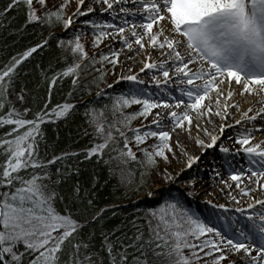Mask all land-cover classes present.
Here are the masks:
<instances>
[{"label": "snow or ice", "instance_id": "obj_1", "mask_svg": "<svg viewBox=\"0 0 264 264\" xmlns=\"http://www.w3.org/2000/svg\"><path fill=\"white\" fill-rule=\"evenodd\" d=\"M73 2L75 10L69 13ZM93 4L120 23L92 19L99 15ZM21 5L24 27L59 26L61 32H49L0 69V128H8L0 136V264H264V139L256 138L257 133L264 135V0H11L0 17ZM85 31L91 32L94 49H100L106 39L130 50L134 43L139 49H151L159 59L153 60L149 53L138 73L121 75L92 96L90 89L99 87L108 75L105 64L115 69L120 53L108 45L107 52L90 55L81 39ZM53 39L66 66L51 78L42 70L48 98L33 112L24 107L26 87L15 93L19 69ZM149 72L155 91L139 78ZM89 76L92 79L83 83ZM65 78L73 89L69 97L80 90L89 98L77 104H53L52 89ZM123 81L130 86L109 95L113 120L107 121L103 117L108 105L101 109L89 105ZM12 93L21 108L9 98ZM80 107L93 129L84 132L93 137L90 146L42 157L40 142H45V150L49 147L42 126L66 120ZM137 119L142 123L133 127ZM181 135L201 154L190 152ZM210 149L231 157L221 158L211 172L219 181L217 193L237 206L213 207L239 216H218L222 224L217 226L170 196L129 222L131 236L123 227L102 232L101 247L95 250V234L85 236L83 230L103 220L111 209H100L91 220L84 219L88 209L95 207L96 184L92 189L80 183L67 191L62 188L73 174L79 175V164L95 159L117 176L121 186L135 184L134 191L156 172L170 184L182 182V196H195L198 173L188 172ZM114 161L119 162L115 169ZM173 161L183 167L176 171ZM132 163L142 169L138 184ZM225 164L227 180L221 172ZM146 195L155 199L159 194L149 190ZM244 197L251 200L246 207L240 206Z\"/></svg>", "mask_w": 264, "mask_h": 264}, {"label": "trees", "instance_id": "obj_2", "mask_svg": "<svg viewBox=\"0 0 264 264\" xmlns=\"http://www.w3.org/2000/svg\"><path fill=\"white\" fill-rule=\"evenodd\" d=\"M10 2L11 0H0V12H2ZM25 19L23 5L20 6L18 11L13 10L0 17V69H2L13 56L40 43L48 36L49 32L53 30V28L41 29L36 25L24 27ZM41 32L43 35H41ZM68 62L71 63L70 57ZM50 66L51 70H49ZM65 66L61 52L57 48L56 39L51 41L49 47L38 50L37 53H34L32 57L25 61L19 69L20 74L17 77L15 85V93H19L21 87H26L28 95L25 97L26 104L24 107L31 108L33 112L42 108L44 102L48 98L49 91L48 82L42 75V70L51 78L55 72L62 70ZM93 87L90 89L91 93ZM72 91L70 79L65 78L63 80H58L55 87L52 89V103L56 104L67 101L77 104L82 99L86 98L80 90H77L72 97H69V93ZM15 93L10 94L9 98L17 108H21L20 102L16 100ZM91 105L92 104H90L89 107ZM94 105L96 104H93V106ZM6 110L7 109H5V111ZM83 113L84 108L80 107L66 120L42 126V131L49 146L47 150H45V142H40L42 157L47 154V157L50 158L52 155H59L64 151H82L90 146L93 142V137L92 135L85 136L84 132L87 130L89 133H92L93 129L85 122ZM28 118H31V116ZM6 131H8L7 127L0 128V136H3ZM105 158H107V156ZM80 159L83 160V157L81 156ZM114 162L112 165L113 169L116 167ZM78 167L80 168L79 175L73 174L72 177L62 185V188L67 191L76 183H80L82 188L92 189L93 183L96 184L95 207L88 209L84 219L91 220L100 209H111V211L105 214L103 220L91 223L83 230L85 236L93 233L95 234V239L92 241L95 245V250L98 251L101 247L103 240L101 235L102 232L117 227H123V230L127 231L128 235L131 236L132 230L129 222L137 217H142L149 208H153L154 205L152 201L133 202V198L135 195L139 194L140 189L139 191H134L135 184L132 188L121 186L118 183L117 176L112 175L109 172V168L103 163H96L95 159L90 162L86 161L81 163ZM130 167L137 173L135 181L136 184H138L140 181L139 172L142 170L141 166L132 163ZM145 179H147V176ZM172 197H176V199L180 200L182 203L184 202L183 205L192 210L189 204L190 198L182 196L180 190L175 189L172 193ZM168 199H170V195H165L161 203H164V201ZM120 234L121 233H117V235Z\"/></svg>", "mask_w": 264, "mask_h": 264}, {"label": "rangeland", "instance_id": "obj_3", "mask_svg": "<svg viewBox=\"0 0 264 264\" xmlns=\"http://www.w3.org/2000/svg\"><path fill=\"white\" fill-rule=\"evenodd\" d=\"M75 7H76L75 2H73L68 8V12L71 13L72 11H74ZM117 11H118V9H117ZM97 12L99 13V15L98 16H93L92 19H103V15L100 12V9ZM110 19L114 23H117V24L120 23V20L118 18L113 20L111 15H110ZM51 32L60 33L61 32V28L59 26H57V27L53 28V30ZM70 35H71V33H69L68 36H64L63 38L64 39H68ZM81 39L85 43L86 48L89 50V54L90 55L93 52H96V51H99V50H104L105 52H107L108 51L107 46L108 45H113L112 44L113 40H107L106 39L104 41V43H102L100 45V49L92 48L91 47V42L93 40V36H92L91 32H88V31H85V35H83L81 37ZM134 45L135 44L133 43V46ZM142 53L148 54V49L147 50H145V49H137L136 52L134 51L131 54V56L133 58V62H135L137 59H140L138 55L142 54ZM119 61H120V63H118L116 65L115 69H113L110 64H105L104 67L107 69L108 75L105 77V82L100 83L99 87H95V86L93 87V91L91 93L92 96H95L96 93H98L101 89H106V84H113L116 80H118V78L121 75H128V74H130L133 71V70L129 71L130 69L124 68L122 66V64H121L122 62L120 60V57H119ZM141 66H142V61H139L138 62V68L141 67ZM97 67H100V65H97ZM88 70L90 71V69H88ZM113 71L115 72V75L112 74ZM93 75H96V74L93 73ZM151 75H152V73L150 74V77H151ZM91 79H92V77L89 76L88 80L83 81V83H87ZM140 79H144V78L140 77ZM129 86H130V84L127 81H123V82H121L119 84H115L114 85V90L113 89H107L106 90V94L102 98L97 97L99 102L95 103L96 105H94V106L92 104L90 107H95L97 109H101V108L104 107V105H108L109 107L104 109V117L103 118H106L107 121H112L113 120V116H112L111 111H110L111 100L109 99V95H113L114 96L115 94L119 93L121 90L126 91ZM141 87H143V86H141ZM149 89L152 90V91H155V90H153L151 88H149ZM86 98H89V97H86ZM69 103H73V102H69ZM135 108H136V106H133V109H131V110H135ZM147 122H150V121H145L144 123H147ZM141 123H142V121L140 119H137V120L133 121V125L132 126L133 127H137V126H140ZM182 136L183 135H181V137H179L180 140L182 141V143H183L184 140L187 142V139H184V136L183 137ZM176 138L177 137L174 135L173 136V140H175ZM152 142H153L152 140L149 141V143H152ZM186 145H189V146H192V147L194 146V144L192 142H189ZM199 150L200 149L197 148L194 152L198 153ZM211 151H216L218 154H220L218 149H212ZM208 154L209 153H205L204 155L208 156ZM137 155L138 156L140 155L139 152L137 153ZM221 155H223V154H221ZM224 159H231V157H225V155H224ZM206 160L208 161V163L205 164L203 162V163L200 164V167L193 166V168L191 170H189L188 175H197V173H198V179H199V174L201 172H204L205 169H207V170H209V172H208L209 174L206 175V176H203L204 182H209L211 179H214L213 176H212V172H211L212 167H214L213 158L211 156H208V158ZM114 163L116 165L119 162L115 161ZM221 163H222V159L220 158V164ZM172 167L176 171H179L180 168L183 167V165L182 164H177L175 161H173ZM226 169H227V165L225 164L224 168L221 169V172L226 171ZM185 179H187V176H185ZM227 179H228V176H227V178H225V180H227ZM145 180H146V184L143 187L140 188L139 194L135 195V197L133 198L134 199L133 202L139 203V201H145V202H151L152 201V204L154 205L153 208H156L157 205H158L157 201H159V203H161L162 202V198L165 195L172 196V193L174 192L175 189L180 190V191L183 190V183L182 182H179L177 184H170L167 181L160 180L158 178L156 172H153L152 176L151 177H147V179H145ZM201 184H198L196 186L195 191H196V193H198L197 195H195V196H187L188 198H190V203L189 204L191 206V209H192L191 211L192 212H195L198 215H201L202 218H211L212 222L215 223L217 226H220L222 224V221L217 219L218 216H224V215H227V216H233V215L239 216L240 215L239 213H236L235 211H231L229 213H224L223 210L213 207L214 204L222 203L221 201H218V200L217 201H212V204L207 203V201L211 199V198H209V196H213V195H209L208 194L209 192H207V193L203 192L202 191L203 187H200ZM149 190H154L159 195L155 199L150 198V197H148L146 195V192L149 191ZM189 191H192V189H189ZM211 200H213V199H211ZM228 207L232 208V209L235 208L232 205H228ZM230 259L235 260L236 257L232 256V257H230ZM224 264H228V261H225Z\"/></svg>", "mask_w": 264, "mask_h": 264}, {"label": "bare ground", "instance_id": "obj_4", "mask_svg": "<svg viewBox=\"0 0 264 264\" xmlns=\"http://www.w3.org/2000/svg\"><path fill=\"white\" fill-rule=\"evenodd\" d=\"M93 7H95L97 11L100 9V6L99 5H96V4H93ZM102 15H103V19L104 20H106V19L107 20H111L109 13H102ZM112 44H113V45H111L112 48H114L116 51H118L120 53V56L119 57H120V60L122 62L121 63L122 66L124 68L133 70L130 74L138 73L139 72V69L141 67H143V64L145 63V57L149 53H151L153 60L159 59V56H158L157 53L152 52L151 49H148V54H146V53L145 54L144 53L139 54L138 56H139L140 59H137L135 62H133V58H132L131 54L134 51L136 52V50L139 49V46L134 45L133 46V49L130 50V49L124 47L122 44L115 42L114 40H113V43ZM139 61H142V66L138 68V62ZM130 74H128V75H130ZM150 74H151V72H149L147 75H145L144 73H140L139 78L140 77H143L144 80L148 81V85L147 86L149 88L153 89L152 88V85H151V81H150ZM176 94L179 95V93H176ZM251 99L252 98L249 97V100H251ZM247 106H248L247 103L242 104V107H245L246 108ZM236 118H239L238 115H237ZM193 134H195V133H193ZM230 134H231V131L230 130L228 132H226V135H230ZM256 138H257V140L264 139V135H261V134L257 133L256 134ZM184 139H187V138L184 136ZM188 141H189L188 139H187V142L184 140L183 143L186 145L189 142H191V141H189V142ZM224 143H225V146L232 147V145H231V143L229 141H224ZM186 146L188 147L189 151L193 152V154L199 155L201 153V150H199L198 153L194 152L197 149V147L195 145L193 147L192 146H189V145H186ZM211 150L212 149L208 150L207 153H209L208 156H211L213 158V157H215V154L216 153H215V151H211ZM208 156L207 155H203L201 161L199 162V165L196 166V167H200V164L203 163V162L205 164L208 163V161L206 160L208 158ZM237 159L239 160L240 158L237 157ZM218 165H220V164L219 163H216V165L214 164V166H218ZM208 172H209V170L205 169L204 172H201L199 174V179H198L199 182L197 183V185L202 183L201 186H200V187H203V190L202 191L205 192V193H207V192L212 193L211 195H213V196H209V198L213 199V200L210 199L211 201H217L218 200V201H221L222 203H227V205H232L233 207H237L236 205L232 204V202L230 201L229 197H227V196H225L223 194H218L217 193V186L219 185V181L217 179H211L209 182H204L203 176L208 175L209 174ZM222 175H223V178L224 179L227 178V176H228L227 175V171H223L222 172ZM250 202H251V200L248 197H244V198L241 199L240 206L246 207L247 204L250 203Z\"/></svg>", "mask_w": 264, "mask_h": 264}]
</instances>
